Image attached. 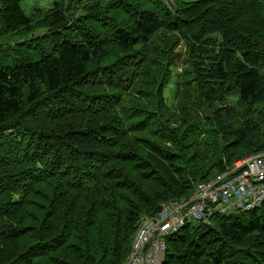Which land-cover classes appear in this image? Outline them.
<instances>
[{
	"label": "trees",
	"instance_id": "16d2710c",
	"mask_svg": "<svg viewBox=\"0 0 264 264\" xmlns=\"http://www.w3.org/2000/svg\"><path fill=\"white\" fill-rule=\"evenodd\" d=\"M22 1L0 0V264H122L162 204L264 153V0ZM164 241L162 264H264V201Z\"/></svg>",
	"mask_w": 264,
	"mask_h": 264
},
{
	"label": "built area",
	"instance_id": "2783aa9c",
	"mask_svg": "<svg viewBox=\"0 0 264 264\" xmlns=\"http://www.w3.org/2000/svg\"><path fill=\"white\" fill-rule=\"evenodd\" d=\"M264 201V153L233 162L222 173L195 186L189 198L162 204L140 222L122 264H162L165 237L190 222L207 224L213 214L241 213Z\"/></svg>",
	"mask_w": 264,
	"mask_h": 264
},
{
	"label": "rangeland",
	"instance_id": "374dc122",
	"mask_svg": "<svg viewBox=\"0 0 264 264\" xmlns=\"http://www.w3.org/2000/svg\"><path fill=\"white\" fill-rule=\"evenodd\" d=\"M173 0H169V2L172 3ZM53 2V0H24L21 3V7L23 9L24 12L28 13L30 11V9L34 6H39V7H46L48 5H50ZM15 37H10V38H0V43L2 42H6L9 39H14ZM168 95V90L167 93Z\"/></svg>",
	"mask_w": 264,
	"mask_h": 264
},
{
	"label": "water",
	"instance_id": "95a60500",
	"mask_svg": "<svg viewBox=\"0 0 264 264\" xmlns=\"http://www.w3.org/2000/svg\"><path fill=\"white\" fill-rule=\"evenodd\" d=\"M203 108H204L205 118H206V119H210V118H211L210 111H209L208 106H207L205 103H204V105H203Z\"/></svg>",
	"mask_w": 264,
	"mask_h": 264
}]
</instances>
